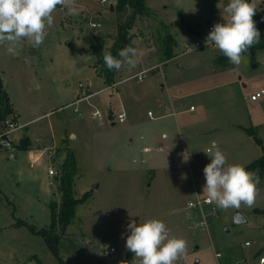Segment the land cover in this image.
<instances>
[{
  "label": "rangeland",
  "instance_id": "1",
  "mask_svg": "<svg viewBox=\"0 0 264 264\" xmlns=\"http://www.w3.org/2000/svg\"><path fill=\"white\" fill-rule=\"evenodd\" d=\"M115 2L73 0L69 7L74 11L58 5L38 48L25 39L13 56L0 45V75L12 89L21 120L31 123L30 135L43 152L39 160L45 161L28 167V149L17 146L25 128L11 132L12 147L0 150V264H121L128 225L149 219L161 220L170 236L187 241V255L177 264H259L264 174L252 207L221 210L210 204L200 209L188 207L187 201L205 196L203 170L211 162L205 152L213 140L228 164L245 166L262 154L254 139L233 124L251 127L264 143V94L250 99L264 91V48L256 50L252 63L243 53L238 66L215 64L212 58L220 51L206 45L207 27L226 22L222 10L229 0H145L153 13L138 16L131 29L139 62L115 70L112 83L135 69L146 71L141 80L131 76L112 87L95 73L103 69L85 58L91 37L105 38V48L113 43L121 19L110 10ZM253 3L264 11V0ZM90 22L100 27L91 28ZM167 33L175 40L171 51L176 57L161 63ZM196 42L201 47L186 50ZM80 85L94 94L77 102ZM95 109L100 118L91 115ZM122 110L125 120L118 122L115 115ZM4 129L0 120V132ZM58 153H71L75 160L74 197L90 192L63 232L57 225L55 254L27 224L49 226V203L59 200L60 190L51 195L46 164ZM236 210L245 222L234 223ZM203 219L206 226L200 225ZM17 220L26 224L17 226ZM111 246L115 252L106 254ZM133 259L134 253L128 264Z\"/></svg>",
  "mask_w": 264,
  "mask_h": 264
},
{
  "label": "clouds",
  "instance_id": "2",
  "mask_svg": "<svg viewBox=\"0 0 264 264\" xmlns=\"http://www.w3.org/2000/svg\"><path fill=\"white\" fill-rule=\"evenodd\" d=\"M73 0H0V45L6 46L9 55H16L18 48L27 39L38 48L43 44L48 29L53 26L57 6L69 7ZM69 11H74L69 7ZM255 4L249 0H229L222 10L225 23H217L205 39L233 65L242 62V54L261 39L253 16ZM118 57L103 52V61L108 70L119 71L124 65L135 67L138 50L125 46ZM211 162L205 166L206 183L203 195L207 202L221 210L239 209L241 204L252 207L258 193L260 177L240 164H228L226 154L215 144L205 152ZM187 162L189 156L183 154ZM130 235L126 248L134 253L132 264H177L187 255V241L170 236L166 224L158 219H149L140 224L128 225Z\"/></svg>",
  "mask_w": 264,
  "mask_h": 264
},
{
  "label": "trees",
  "instance_id": "3",
  "mask_svg": "<svg viewBox=\"0 0 264 264\" xmlns=\"http://www.w3.org/2000/svg\"><path fill=\"white\" fill-rule=\"evenodd\" d=\"M251 0H249L250 2ZM114 11L121 19L117 20V34L113 39V43L108 48H105V39L101 36H93L90 38L89 46L87 48V53L93 54L96 56L97 60L92 66L96 67V64L99 65L103 72L100 70L96 73L98 75H104L105 82L112 83V78L115 70H108L103 61V52H110L113 56L118 57V53L125 46L132 45V34L131 29L134 26V22L138 16L149 17L153 12L151 8L146 4L145 0H116L114 5ZM256 14L253 16V20L256 24L257 29L261 34V39L258 44H255L251 47L248 52L251 63L253 62L254 54L256 50L264 48V11L258 10L255 8ZM175 43L174 38L166 34L164 38V49H163V59L167 60L174 56V53L171 51L172 44ZM213 62L215 64L225 63L226 66L229 64V60L221 52H219ZM91 92L87 90L84 92V95H88ZM81 90L77 93L76 99L82 97ZM13 108L10 103L9 97L2 85V80L0 77V120L5 119L7 116L13 115ZM12 120H15V116H12ZM244 131L250 135L254 142L260 147L262 154L252 160L250 163L246 164V170L250 172H257L259 176L264 174V143L255 135L254 129L243 128ZM30 140L27 135H24L20 138L17 146L21 149H29ZM75 160L71 153H67L65 156L61 168L60 176L58 177L59 181V190L61 193V202L59 207H56L55 202L51 201L49 203L50 211V223L48 227L35 228L33 225L27 224L29 229L41 235L46 241L48 247L57 254L56 244L59 239V234H57L56 227L59 225L60 232H63L65 227L71 222L74 218L76 205L83 203L89 196L90 191H86L80 198L74 197L73 194V178L75 175ZM262 173V174H261ZM264 212V209L262 210ZM25 221L17 220L15 225L24 224ZM26 224V223H25ZM130 235V233H129ZM126 244V241H125ZM133 253L126 248L125 258L121 261V264H128L132 260Z\"/></svg>",
  "mask_w": 264,
  "mask_h": 264
},
{
  "label": "crops",
  "instance_id": "4",
  "mask_svg": "<svg viewBox=\"0 0 264 264\" xmlns=\"http://www.w3.org/2000/svg\"><path fill=\"white\" fill-rule=\"evenodd\" d=\"M104 2V1H103ZM254 2V0H252V2L251 3H253ZM110 10L112 11V12H114V4H111L110 5ZM115 13V12H114ZM135 23V22H134ZM140 35H141V33H140ZM142 36V35H141ZM135 38L136 37H132V45H133V48H134V42H135ZM105 39V38H104ZM105 44H106V41H105ZM195 50V49H194ZM86 54H90V53H87V50H86ZM147 55V57H150L151 55L150 54H146ZM217 55V54H216ZM215 55V56H216ZM215 56H214V58H215ZM174 57H176V55H175V53H174V56L172 57V58H174ZM214 58H212V61L214 60ZM168 60H170V59H167V60H164V59H162L161 60V63H165V62H167ZM91 65V64H90ZM123 67H125V65L123 66ZM96 69V68H95ZM141 71H146V69L145 68H139V69H135V70H133V72L132 73H130L129 75H126V76H124V77H121L120 79H118L117 81H115V82H113V83H111V85H109V86H115L116 88H118V86L119 85H122L123 83H125V82H127V80H128V78H130L131 76H133V75H135V74H137V73H139V72H141ZM148 72H149V70H148ZM95 73H96V70H95ZM97 74V73H96ZM98 75V74H97ZM100 76V75H99ZM0 77H1V80H2V85H3V88L5 89V91L7 92V94H8V97H9V100H10V103H11V105H12V108H13V115H11V116H15V122H16V124H17V128L16 129H14L13 131H16V130H19L20 128H22V129H24L25 128V133L23 132H21L22 134H20L19 136H18V142H19V140H20V138L21 137H23V135L24 134H27V136H28V138H29V140H30V145H29V149L27 150V153L30 155V157H32V156H36L38 153H41L42 151V149H40V146H39V144H36V141L32 138V134L30 135V133H31V131H30V129H29V126L31 125V123H29V121H22L21 120V118H23V115H22V113H21V111L19 110V109H17V107H16V105H15V99H14V95H13V92H12V89L10 88V85H8L7 84V82L5 81V77H3V75H2V73H1V75H0ZM136 78V77H135ZM85 91H89V89L87 88V89H84ZM79 92V91H78ZM77 92V93H78ZM91 92V91H90ZM257 92V91H256ZM76 93V94H77ZM94 94V92H91L90 94H88V95H84L83 97H80V98H78V99H76L75 98V101H79L80 99H88V98H90V96H92ZM82 95V94H81ZM190 106H192V105H190ZM190 108V107H189ZM194 109V108H193ZM193 109H190V110H193ZM75 110V109H74ZM112 111V110H111ZM120 112H124L123 110L122 111H120ZM120 112H117V114L118 113H120ZM148 112V111H147ZM125 113V112H124ZM161 114H162V112H160ZM47 114H49V112H46V115ZM78 114H80V112L78 113ZM153 114V113H152ZM112 115H113V111H112ZM163 116V115H162ZM153 118H154V116H152ZM37 118L38 117H35V118H32L30 121L32 122V123H34L35 121H38L37 120ZM233 126L234 127H236V128H238V129H240L242 132H244V133H246L245 131H244V129L243 128H250V129H252L251 127H248V126H244V124H241V123H237V124H233ZM183 127V126H182ZM21 130V129H20ZM13 131H11V132H13ZM10 132V133H11ZM10 133L8 134V137L10 138ZM247 134V133H246ZM248 135V134H247ZM72 136H74V135H72ZM164 137H167V134H164L163 135ZM250 136V135H249ZM10 140H11V138H10ZM12 141V140H11ZM13 142V141H12ZM212 143L213 144H216L217 143V141L216 140H213L212 141ZM13 144V143H12ZM18 144V143H17ZM165 145V144H164ZM150 148V147H149ZM167 148V147H166ZM143 150V149H142ZM143 152H145V151H143ZM32 153V154H31ZM56 154V153H55ZM55 154H53L52 155V157H50V160L52 161L51 162V166H52V164H53V166L52 167H54L57 171L59 170V166L62 164V162H63V159H64V157L66 156L65 154H64V156H61V155H59L60 153H58V156L56 157L55 156ZM14 156H16L15 154H14ZM58 159V160H57ZM31 160V159H30ZM47 162V161H46ZM43 163H45V161H42V159L41 160H38L37 162H35V163H33L32 164V167L31 168H34V167H36V166H40V165H43ZM58 163V164H57ZM54 164H56V165H54ZM47 170H48V166H49V163L47 162ZM28 167H29V165H28ZM30 168V167H29ZM30 168V169H31ZM46 176L51 180V189H50V191H51V195H55L58 191H59V181H58V178L56 177L55 178V176H50L49 174H48V172L46 171ZM53 189H55V190H53ZM58 194H59V200L58 201H56V200H51V201H53V202H55V203H57V204H59L60 202H61V194H60V191L58 192ZM50 201V202H51Z\"/></svg>",
  "mask_w": 264,
  "mask_h": 264
},
{
  "label": "built area",
  "instance_id": "5",
  "mask_svg": "<svg viewBox=\"0 0 264 264\" xmlns=\"http://www.w3.org/2000/svg\"><path fill=\"white\" fill-rule=\"evenodd\" d=\"M102 1H105V0H102ZM252 2V0L250 1V3ZM217 23H225V22H217ZM217 23H210L207 27L208 31L211 32L214 25L217 24ZM90 27L91 28H97V27H100V24L99 23H96V22H90ZM211 46H214L212 44H209ZM201 47V44L199 42H196L193 46H186V50L187 51H191V50H194V49H197ZM263 63H264V57H263ZM145 71H141L135 75H133V77H136L137 80H141L142 79V75L144 74ZM80 90H81V93L83 94L84 96V92L85 90L83 89V86L80 85ZM264 94V91L263 90H260V91H257L253 94L250 95V99L251 100H257L259 97H261L262 95ZM190 109H193V106H190ZM76 110V109H75ZM92 116H96L98 118H100V112L95 109L92 114ZM147 115L152 117L153 114L151 111H148L147 112ZM115 118L117 119L118 122H123L125 120V113L124 112H120L118 114L115 115ZM2 124L4 125V130L0 132V150L1 149H7L9 147H12V141L10 140V138L8 137V134L13 131L14 129L17 128V124L14 120H12V116H7L5 119L2 120ZM143 151L145 152H148L149 151V147H144L143 148ZM43 155V152L41 153H38L35 157H31V160H30V163H29V166H32L33 163L37 162L39 160V158ZM49 165L48 166V174L50 176H56L58 174V171L51 166V160H49ZM202 205H210V203L207 202V198L206 196L204 197H200L198 196L197 194L195 195L194 199L193 200H190V201H187V206L188 207H191V208H194V207H198L201 209ZM200 225H205L206 226V222L204 221V219L200 222ZM250 241H245L244 244L246 246H249L250 245ZM115 252V248L114 247H108L107 249H105V253L106 254H110V253H113ZM221 254L220 253H215V257L218 259V257H220ZM258 263L259 264H264V256H259V259H258Z\"/></svg>",
  "mask_w": 264,
  "mask_h": 264
},
{
  "label": "water",
  "instance_id": "6",
  "mask_svg": "<svg viewBox=\"0 0 264 264\" xmlns=\"http://www.w3.org/2000/svg\"><path fill=\"white\" fill-rule=\"evenodd\" d=\"M96 60H97V58L93 54H87V56L85 58V62L88 64H93ZM245 221H246V219L243 216V214L239 210H236L234 213V223L239 224V223H243Z\"/></svg>",
  "mask_w": 264,
  "mask_h": 264
}]
</instances>
